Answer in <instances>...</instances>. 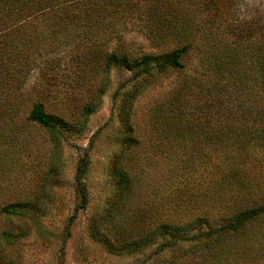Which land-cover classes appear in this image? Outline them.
<instances>
[{
	"label": "rangeland",
	"instance_id": "rangeland-1",
	"mask_svg": "<svg viewBox=\"0 0 264 264\" xmlns=\"http://www.w3.org/2000/svg\"><path fill=\"white\" fill-rule=\"evenodd\" d=\"M122 1L133 2L129 5L133 13L123 14L116 23L107 18L95 24L98 34L90 36V42L70 29L56 30L57 40L52 39L46 25L49 20L28 28L25 42L29 53L22 58L24 64L0 44V264H220L188 257V241L162 247L163 240L156 239L135 253L110 250L92 238L91 228L97 225L113 244L121 239L122 226L131 229L125 219L112 222L101 217L116 193L112 167L116 156L126 149L123 140L127 136L140 140L139 146L126 154L134 160L123 164L135 175L136 200L142 207L158 206L160 200L183 204L203 188L207 166L204 169L201 159L195 158L191 167L179 168L174 159L193 149L172 147L168 138L172 127L158 112H166L176 90L190 86L205 45L231 41L235 31L252 27L254 21L264 24V0ZM150 6L158 10L152 13L155 20L168 11L175 25L169 28L165 41L148 38L151 22L140 13ZM179 9L186 10L189 18L184 19ZM183 34L194 37L193 48L182 59L184 72L152 81L133 100L126 123L122 93L131 88L132 74L112 67L103 75L100 51L120 43L135 57L160 53L179 48ZM88 56L92 66L85 67L80 61ZM100 81L105 83L104 94L92 99ZM35 102L69 123V128L59 130L58 140L28 120ZM86 103L98 107L86 115ZM85 154L89 158L85 180L88 203L69 222L80 204L75 174ZM11 205L18 206L19 214L3 213V208ZM173 213L170 207L165 208L161 218H171ZM233 248L234 262L230 264L250 263V251H244L239 259L235 253L240 248Z\"/></svg>",
	"mask_w": 264,
	"mask_h": 264
},
{
	"label": "trees",
	"instance_id": "trees-1",
	"mask_svg": "<svg viewBox=\"0 0 264 264\" xmlns=\"http://www.w3.org/2000/svg\"><path fill=\"white\" fill-rule=\"evenodd\" d=\"M121 1L0 0V44H5L6 52L24 64L25 59L22 58L29 53L26 48L28 42H25L28 28L49 20L46 25L51 28L52 39L57 40L56 30L70 29L90 42V36L98 34L95 24L107 18L116 23L123 14L133 13L129 7L133 2ZM153 12L158 10L150 6L140 13L151 22L148 38L165 41L169 37V28L175 25L171 24L168 11H163L156 20ZM180 12L184 19L189 18L186 10L179 9ZM164 13H167V20ZM257 32L259 37L251 38ZM13 36L18 40L10 38ZM180 38L182 45L179 48L139 57L121 48L120 43L100 51L103 75L109 74L112 67L132 74L129 79L131 88L122 93L125 108L122 116L126 123L133 100L152 81L168 73L184 72L182 59L193 48L194 37H184L183 34ZM204 50L200 68L192 76L190 86L176 90L166 112L163 109L162 114L158 112L160 119L172 127L168 137L172 147L193 149L174 159L179 168L186 170L187 166L191 167L195 158L201 159L204 169L207 166L208 175L203 188L194 191V198L184 200L183 204L160 200L158 206L146 204L142 207L136 200L135 175L123 164L134 160L126 154L138 147L140 140L133 135L127 136L123 140L126 149L116 156L112 167L116 193L101 217L103 220L112 219V222L125 219L130 222L131 229L126 231L122 226V236L116 244L102 234L97 225L91 228V236L104 247L121 249L125 253L142 250L156 239L163 240L162 247L188 241V257L199 258L204 263H233L235 247L240 248L235 253L239 259L244 251H250L248 264H264V24L254 21L252 27L235 31L231 41L208 43ZM89 58L80 62L85 67L92 66L93 60ZM102 82L93 91L92 99L104 94L105 83ZM96 107H89L86 103L83 110L90 115ZM28 120L57 140L59 130L70 127L63 118L47 113L40 102L32 105ZM88 167L89 158L85 154L79 160L75 174L80 204L69 217V222L79 210L87 207L85 180ZM17 207L7 206L2 211L7 216H15L19 214ZM169 207L174 215L161 218L162 212ZM185 212L191 213L186 215Z\"/></svg>",
	"mask_w": 264,
	"mask_h": 264
}]
</instances>
